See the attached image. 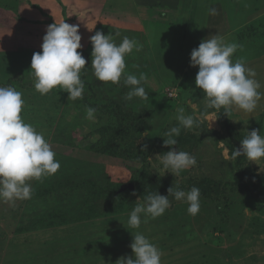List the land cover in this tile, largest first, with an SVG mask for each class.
Here are the masks:
<instances>
[{"label":"rangeland","instance_id":"374dc122","mask_svg":"<svg viewBox=\"0 0 264 264\" xmlns=\"http://www.w3.org/2000/svg\"><path fill=\"white\" fill-rule=\"evenodd\" d=\"M64 21L79 25L78 51L87 61L80 73L85 90L77 100H68L59 87L40 94L31 71L47 27ZM0 26V87L22 93V119L44 134L61 165L56 174L29 182L31 199L14 206L0 202V264H115L133 256L131 232L157 246L161 264H264V198L242 194L240 185L234 189L238 168L231 158V148L239 149L248 132L264 136V98L253 113L233 107L227 116L223 107L208 108L195 84L199 68L190 66L192 50L218 34L240 46L232 60L255 70L264 93V0H0ZM96 31L119 32L117 45L124 37L142 45L125 56L118 84L94 76L90 37ZM141 73L148 99L125 100V77ZM88 107L96 109L94 120L87 119ZM181 108L202 123L181 127L173 149L190 153L197 163L172 175L157 156L170 150L163 139L179 126ZM126 114L137 116L141 129L119 139V116ZM116 140L123 156L112 154ZM241 168L245 176L260 177V184H246L264 197V158L251 162L243 156ZM204 178L225 191V224L217 214L220 200L200 196L193 216L185 201L169 196L163 215L142 214L140 227H129L131 211L149 194L167 196L172 186L189 191V182Z\"/></svg>","mask_w":264,"mask_h":264},{"label":"clouds","instance_id":"9594fccd","mask_svg":"<svg viewBox=\"0 0 264 264\" xmlns=\"http://www.w3.org/2000/svg\"><path fill=\"white\" fill-rule=\"evenodd\" d=\"M209 15L215 16L217 10L210 8ZM115 34L105 35L96 31L90 37L92 45L91 68L96 79L103 83L118 84L125 71V56L133 50L142 47L136 40L124 37L117 45ZM81 35L79 25L68 24L65 21L54 22L46 29L41 45L42 52L33 54L31 71L35 77L34 88L42 95L55 88L68 93V100L83 97L85 85L80 78L81 70L86 66V59L81 51ZM240 47L236 43H228L218 34H212L201 41L198 48L190 54V66L198 67L195 84L207 98V107L225 109V115L236 107L245 113H253L258 102L264 98L260 92L261 84L254 77L256 72L243 61H233V54ZM147 80L141 73L139 78L130 74L124 79L130 91L124 97L131 101L133 97L148 99V93L142 86ZM25 107L22 93L14 87H0V202L14 206L16 201L31 199L32 180H41L54 175L60 168V162L55 159L56 153L42 132H38L31 124L26 123L21 116ZM96 109H86L87 119L94 120ZM228 116V115H227ZM179 126L172 127L165 133L163 146L170 150L158 155L160 163L167 173L179 175L183 170L194 167L196 157L188 152L174 150L177 145L174 137L180 135L181 127L192 129L199 127L202 120L198 116L185 115L184 109L178 110L176 117ZM147 131L144 133L146 135ZM256 129L248 132L241 141L239 149H235L231 158L246 156L251 162L264 158V136ZM146 145L144 149H146ZM135 195V193H133ZM169 196L177 201L188 204L187 211L195 216L200 211V189L193 186L189 191L179 190L174 186L168 189V195L149 194L144 204H137L131 211L128 225L138 229L142 223L141 215L155 219L165 213L170 207ZM130 244L133 256H122L115 264H161L162 252L145 235L132 233Z\"/></svg>","mask_w":264,"mask_h":264},{"label":"trees","instance_id":"16d2710c","mask_svg":"<svg viewBox=\"0 0 264 264\" xmlns=\"http://www.w3.org/2000/svg\"><path fill=\"white\" fill-rule=\"evenodd\" d=\"M119 123L121 126H119L118 129H116V132L118 134V138L122 139V138H132L135 134L140 132L141 129V125L139 120H137V116H134L132 114H126L123 115L122 117L119 116ZM225 122V121H224ZM127 123H130L127 125ZM226 123V122H225ZM226 128H230L229 123H226ZM129 145V144H128ZM235 150V148H231V153ZM112 154H114V156H123L125 153L122 152L121 146L118 142V140L115 141L114 146L112 147ZM137 156H139L137 154ZM243 160V155L240 157L236 158L237 161V174H238V182L237 184H235L233 187L236 190V187H238V185L241 186V193L244 192L245 195H251L253 197H255L258 200H262L263 197V193L258 191V189H256L255 192L253 191V187L252 186H248L246 183L250 182V183H261V179L260 177H257L255 175H248L245 176V172L243 171V169L241 168V163ZM188 187H185L187 189H191L193 186L198 187L200 189V196L209 198V199H213L215 202L217 200H220V202L223 203H217L216 208H217V214L219 217V220L222 224H225L228 221V201H227V196L225 194V191L221 190L219 187V184L211 179H200L197 181H193L192 183L189 182L187 184ZM238 193V192H236ZM243 194V193H242Z\"/></svg>","mask_w":264,"mask_h":264},{"label":"crops","instance_id":"0c3cea01","mask_svg":"<svg viewBox=\"0 0 264 264\" xmlns=\"http://www.w3.org/2000/svg\"><path fill=\"white\" fill-rule=\"evenodd\" d=\"M3 32V26H0V33Z\"/></svg>","mask_w":264,"mask_h":264}]
</instances>
